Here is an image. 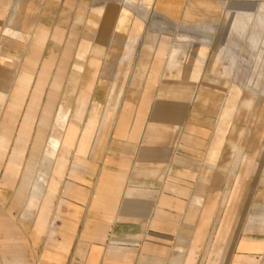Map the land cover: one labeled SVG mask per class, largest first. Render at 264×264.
<instances>
[{
    "label": "crops",
    "instance_id": "crops-1",
    "mask_svg": "<svg viewBox=\"0 0 264 264\" xmlns=\"http://www.w3.org/2000/svg\"><path fill=\"white\" fill-rule=\"evenodd\" d=\"M120 3L26 0L20 29L8 28L25 46L0 72V200L18 184L17 205L32 229L16 232L0 218V264H264V175L254 198H238L253 207L226 213L237 184L253 175L235 180L237 163L247 161L218 127L230 114L218 113L211 129L187 113L197 74L181 66L176 32L187 4L152 0L146 9L156 16L146 26L158 27L154 44L131 33L134 20ZM17 6L0 0V15ZM142 23L135 19V32ZM65 48L71 52L56 61ZM187 71L189 80L170 84ZM224 141L233 161L215 167ZM221 184L233 186L220 196ZM63 231L87 240L48 241Z\"/></svg>",
    "mask_w": 264,
    "mask_h": 264
},
{
    "label": "rangeland",
    "instance_id": "rangeland-1",
    "mask_svg": "<svg viewBox=\"0 0 264 264\" xmlns=\"http://www.w3.org/2000/svg\"><path fill=\"white\" fill-rule=\"evenodd\" d=\"M10 1H16L18 6L17 8L5 9L4 13L0 15V72L3 69H12V66L9 65L10 63L3 61L7 55H16L22 58V52L24 54L25 39L19 37L16 31H10L8 28L20 29L25 15L24 2L26 0ZM120 1L119 11H127L128 16L125 19L134 20L131 24V33L137 35L146 33L147 38L154 39L153 43L157 44L159 40L158 27L153 23L150 28L146 26V22L150 21L151 17L156 16L151 10L146 9L151 6L152 0H149V4L144 5L145 8L138 5L137 0ZM183 1L187 5L193 2V0ZM204 2L209 3L211 12L205 13L201 11L205 8L203 5L198 3L196 7L192 3L190 6L193 7L194 12L201 16L190 19L187 22L183 19V25L178 28L176 26V32L182 33L180 37L183 38L177 48L184 51L182 54H186L180 58L181 66L188 65L189 69L197 74V78L194 80L191 92L188 95V100L192 102V104L187 106L189 119H201L200 121L207 124L209 128L215 129L217 114H220L221 110L225 111L221 114H230L225 116L227 119L223 125V128H228L226 138L235 141L237 146L242 145L240 152L246 156L247 161L244 164L237 163L234 171L236 174L235 180L239 181L243 172L253 174L249 185L237 184V193L227 207L228 209L226 208V213L227 210H230L233 215L237 213L241 206L242 209H248L250 205L253 207L255 200L251 199L250 201L242 202L238 198L245 192L249 194L250 198H254L261 176L264 175V24L262 27L259 25V20L264 19L262 17L264 0H204ZM129 9L131 13H129ZM37 11V8L33 9L32 14ZM10 16L12 17L11 22H8V17ZM236 16L241 22L247 23L246 31L241 29V34L235 33L232 21L231 25H228L230 19ZM136 18L141 23H145V26L142 23V29L139 33L135 32L134 22ZM9 35L13 37L10 39ZM71 36L69 34L67 38L70 39ZM64 43L69 44L70 42L65 41ZM147 43H150V40ZM49 48L44 51V56H47ZM196 49H202V51H196ZM67 52L70 53L71 50L65 48L59 50V53H56L55 50L56 61H59L62 55ZM69 59L70 57L67 63L63 65L64 68H67ZM177 60L179 61V57ZM58 66L56 64L54 68ZM222 69L224 71L220 73ZM55 71L56 69H53V72ZM183 77L185 80L187 79L186 75L180 72L176 81L170 79V84L176 87ZM224 83H227V85L235 84L239 92L235 95L228 94L229 92L226 91L221 92L220 89L217 92V88H222ZM0 91L5 90L0 88ZM224 102L230 103L232 107L225 109L223 107ZM231 125L234 130L229 131ZM232 161L233 152L229 141H224L218 153V158L215 160V167L217 165L228 166ZM218 170L216 172L220 173V176L227 175V172ZM67 171L69 170L65 169L66 175H68ZM207 176L211 177L212 175L207 174ZM232 186L221 184L219 186L220 196L226 188L229 190ZM17 187L18 184L13 188L3 190L7 199L5 201L0 200V218L14 225L16 227L14 231L22 233V231H31L32 227L31 221L22 217V205H17L15 197ZM55 210L56 208L53 207L52 213ZM59 212L60 218L65 223L67 222L68 225V219L70 218L67 215V209L59 210ZM63 228L66 230L68 227ZM64 234L72 236L74 240H87L86 232L70 233L64 231L57 232L50 240L46 237L44 240L55 241L57 238L63 239ZM23 237L22 243L26 245V248H30L29 241L33 240V238L30 239L25 233ZM32 246L34 247L33 243ZM29 248L28 250H30ZM80 252V255H82L83 250H80ZM205 255L206 250H203L204 260Z\"/></svg>",
    "mask_w": 264,
    "mask_h": 264
},
{
    "label": "bare ground",
    "instance_id": "bare-ground-1",
    "mask_svg": "<svg viewBox=\"0 0 264 264\" xmlns=\"http://www.w3.org/2000/svg\"><path fill=\"white\" fill-rule=\"evenodd\" d=\"M191 1V0H190ZM192 3H194L195 4V6L197 7V4L199 3L200 5H203L205 8L204 9H202L201 11H203V12H205V13H209V12H211L210 10V8H209V3L207 2H204V0H193V2ZM192 3H189L188 5H187V7L185 8V10H184V15H183V17L185 18V21L187 22V21H189L190 19H195V18H199L201 15L200 14H197V13H195L194 12V10L192 9L193 7L192 6H190ZM216 7H218V6H216ZM218 9V8H217ZM262 17L264 18V12H263V14H262ZM203 18V17H202ZM204 19V18H203ZM231 21H232V23H233V26H234V30H235V33H238V34H241V29H244V31H246V27H247V23H244V22H241L240 20H239V18L236 16V17H233V18H231L230 19V21H229V23H228V25L230 26L231 24ZM264 24V19H260L259 20V25H260V27H262V25ZM186 77H187V80H189L191 77H192V74H191V72L190 71H187V73H186ZM222 88H224V89H222ZM222 88L220 87V88H218V89H220V91L221 92H223V91H226V92H229L228 94H237L238 92H239V90L237 89V86L235 85V84H230V85H227V83H224L223 85H222ZM217 89V90H218ZM217 92H219V90L217 91ZM230 98V97H229ZM230 100H231V98H230ZM212 101V100H211ZM223 107L225 108V109H230L232 106H231V104L230 103H226V104H224L223 105ZM221 113H224L222 110L220 111ZM220 113V114H221ZM222 118V117H221ZM218 124H219V126L218 127H220V128H223V125H224V120H220L219 122H218Z\"/></svg>",
    "mask_w": 264,
    "mask_h": 264
}]
</instances>
